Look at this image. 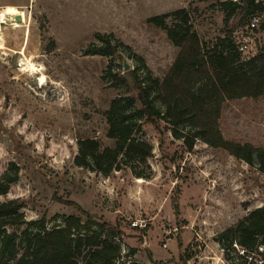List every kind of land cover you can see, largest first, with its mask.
<instances>
[{"label": "rangeland", "instance_id": "1", "mask_svg": "<svg viewBox=\"0 0 264 264\" xmlns=\"http://www.w3.org/2000/svg\"><path fill=\"white\" fill-rule=\"evenodd\" d=\"M223 1L0 0V11L13 6L25 16L18 27L12 16L0 23V177L10 163L19 167L0 201L21 200L27 219L44 216L49 227L80 214L77 206L117 226L116 264H230L227 240L218 237L264 205L258 158L250 165L200 140L189 150L163 121L156 127L142 118L132 133L153 147L149 179L129 168L105 176L75 163L80 139L113 145L106 112L114 99L123 104L136 94L127 74L140 65L137 56L145 64L139 79L162 78L172 65L177 47L148 18L187 8L202 41L213 43L242 25L239 17L224 23ZM97 33L109 37L114 55L88 54L102 44ZM118 72L126 83H114ZM219 129L264 149V99L225 100Z\"/></svg>", "mask_w": 264, "mask_h": 264}, {"label": "trees", "instance_id": "2", "mask_svg": "<svg viewBox=\"0 0 264 264\" xmlns=\"http://www.w3.org/2000/svg\"><path fill=\"white\" fill-rule=\"evenodd\" d=\"M220 5L225 24L237 17L243 24L245 16L257 7L254 0H225ZM147 22L165 31L178 49L176 57L164 77L147 74L139 79L138 68L145 64L137 56L140 65L127 74L136 94L128 96L123 104L114 99L106 112V135L113 145L103 147L95 138L78 140L76 165L105 176L129 168L135 178L149 179L147 160L153 147L132 133L136 121L142 118L156 127L163 121L171 135L189 150L200 140L250 165L254 157L264 164V149L226 139L219 129L225 100L264 99V48L251 58H242L231 39L232 28L213 43L203 42L187 8L152 16ZM95 36L102 44L87 50L88 54L114 55L116 48L109 37L98 33ZM127 75L115 73L114 83H126ZM140 165L149 170H139ZM18 175L19 167L10 163L0 177V195L8 193ZM23 207L17 198L0 201V264H116L122 258L116 241L121 236L119 228L96 220L80 206L77 209L82 215H64L61 224L51 227L44 216L27 219ZM59 218L57 214L53 220ZM259 237L264 238V205L221 232L218 240H227L228 255L233 243L249 248Z\"/></svg>", "mask_w": 264, "mask_h": 264}, {"label": "built area", "instance_id": "3", "mask_svg": "<svg viewBox=\"0 0 264 264\" xmlns=\"http://www.w3.org/2000/svg\"><path fill=\"white\" fill-rule=\"evenodd\" d=\"M233 1L239 3V0ZM254 2L256 9L248 13L243 24L231 34L237 52L247 59L264 48V0ZM228 252L230 264H264V238L259 237L256 244L249 248L233 243Z\"/></svg>", "mask_w": 264, "mask_h": 264}, {"label": "bare ground", "instance_id": "4", "mask_svg": "<svg viewBox=\"0 0 264 264\" xmlns=\"http://www.w3.org/2000/svg\"><path fill=\"white\" fill-rule=\"evenodd\" d=\"M8 16L9 17L12 16V18H15V16H20L22 18V20H24V18H25L24 13L22 11H20L18 8L13 7V6H7L3 11H0V23L4 22ZM14 26L18 27L19 23L13 19V27ZM30 71L36 72L37 68L35 66H33L32 64H30ZM41 82H43V80Z\"/></svg>", "mask_w": 264, "mask_h": 264}, {"label": "water", "instance_id": "5", "mask_svg": "<svg viewBox=\"0 0 264 264\" xmlns=\"http://www.w3.org/2000/svg\"><path fill=\"white\" fill-rule=\"evenodd\" d=\"M14 20L18 23H21L22 19L20 16H15ZM125 68H127V66L125 65Z\"/></svg>", "mask_w": 264, "mask_h": 264}]
</instances>
